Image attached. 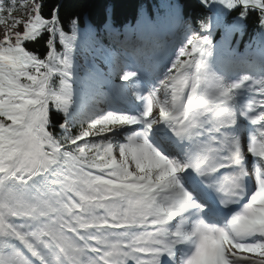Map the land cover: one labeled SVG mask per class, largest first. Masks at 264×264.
I'll use <instances>...</instances> for the list:
<instances>
[{
    "label": "snow or ice",
    "instance_id": "1",
    "mask_svg": "<svg viewBox=\"0 0 264 264\" xmlns=\"http://www.w3.org/2000/svg\"><path fill=\"white\" fill-rule=\"evenodd\" d=\"M200 3L206 34L114 68L121 110L81 75L76 20L0 0V264H264V49L218 61L210 41L237 8L227 27L264 29V0Z\"/></svg>",
    "mask_w": 264,
    "mask_h": 264
},
{
    "label": "trees",
    "instance_id": "2",
    "mask_svg": "<svg viewBox=\"0 0 264 264\" xmlns=\"http://www.w3.org/2000/svg\"><path fill=\"white\" fill-rule=\"evenodd\" d=\"M31 0H27L29 3ZM25 0H17V5ZM43 3L42 14L49 17L51 10L59 5V17L64 30L71 27V21H77V27L84 28L91 26L98 28L103 21L111 20L121 30L140 27L142 24L157 25L166 15H171L174 9H178L181 16L189 19L193 24H197L198 19H205L208 11L200 0H41ZM152 2V3H151ZM199 12L202 14L198 17ZM240 8L224 14L223 23L219 26L217 37L226 32L229 41L237 49L256 48L261 51L264 49L261 32L264 29L258 25V14L249 12L247 19L243 22L242 30H233L227 25L232 24L235 17L239 15ZM199 27V24H197ZM233 32L236 33L234 37ZM48 35L44 34L36 42L26 44V47L33 52L44 56L47 52L45 41ZM58 50V49H57ZM62 114L52 113V131L59 135L58 125L62 123ZM78 127L72 129V134L79 132ZM82 143V142H81Z\"/></svg>",
    "mask_w": 264,
    "mask_h": 264
},
{
    "label": "rangeland",
    "instance_id": "3",
    "mask_svg": "<svg viewBox=\"0 0 264 264\" xmlns=\"http://www.w3.org/2000/svg\"><path fill=\"white\" fill-rule=\"evenodd\" d=\"M15 17L16 18H22V13L20 12ZM183 28L180 27L176 31L182 30ZM186 31H184V29H183V31H181V34L184 35V33ZM3 34H4V26L0 25V37H1L0 39L3 38ZM84 36L93 37V34L89 30H81L80 31V38H82ZM179 44L180 43L178 42V39H176L174 46L172 47V50L174 48H176ZM121 50L123 52L118 53L117 57L120 58L123 62L129 64V66H133L134 61H135V56H137V55H143L144 53H151L154 50L157 53H160L159 49L157 48V44H155L154 41L151 43H148V42L142 43L141 49H137V47L135 45L127 44V45L121 46ZM214 52H217V55L227 56L229 60H235V61L243 62V61H252L255 59L254 57H251V56H239V55H236L235 53H232L231 51H229L227 45L223 41H219L218 44L216 46H214ZM113 58H114V56H113ZM221 61H223L222 58H221ZM257 66H258V64H257ZM122 84L123 83L120 82V83H117L116 85L118 86V85H122Z\"/></svg>",
    "mask_w": 264,
    "mask_h": 264
},
{
    "label": "bare ground",
    "instance_id": "4",
    "mask_svg": "<svg viewBox=\"0 0 264 264\" xmlns=\"http://www.w3.org/2000/svg\"><path fill=\"white\" fill-rule=\"evenodd\" d=\"M84 37H86V36H84ZM1 38V37H0ZM86 39H83V41H85ZM168 47H172V45L169 43L168 45H167ZM85 47V49H86V51H90V49H89V47L87 46V45H85L84 46ZM91 48V47H90ZM97 47L94 45V46H92V48H91V54H94V56H96V58H98V59H96L95 61L96 62H100V60H104V56L103 55H101L100 54V52H99V50L98 49H96ZM75 60H76V62L80 65V66H86L87 65V59L85 58V56H84V54H83V52H81V53H79L78 51L75 53ZM104 63H105V61H104ZM123 63L121 62V61H117V62H110V65H108L109 67H112L113 65L116 67V66H120V65H122ZM125 65V64H124ZM96 64H88L87 65V67H85V68H87V70H91L92 72H91V74L95 71V70H97L98 71V69L96 68ZM109 87V86H108ZM120 89H121V87L120 88H117L116 89V92L117 93H120L121 91H120Z\"/></svg>",
    "mask_w": 264,
    "mask_h": 264
}]
</instances>
